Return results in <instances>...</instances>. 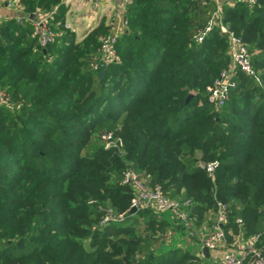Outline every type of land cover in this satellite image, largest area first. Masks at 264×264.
I'll list each match as a JSON object with an SVG mask.
<instances>
[{
    "label": "trees",
    "instance_id": "1",
    "mask_svg": "<svg viewBox=\"0 0 264 264\" xmlns=\"http://www.w3.org/2000/svg\"><path fill=\"white\" fill-rule=\"evenodd\" d=\"M21 2L28 11L57 4V33L41 46L28 19L0 23V86L13 101L0 103V264H218L195 246V227L184 234L166 211H130L128 166L190 200L199 227L225 202L230 247L255 233L264 244V0L223 5L263 70L260 81L239 71L218 108L206 84L228 63L226 37L214 26L195 40L210 0H133L120 61L102 76L91 65L105 26L77 39L63 1ZM104 129L121 148L92 137ZM212 160L213 178L199 165ZM108 209L117 218L103 221Z\"/></svg>",
    "mask_w": 264,
    "mask_h": 264
},
{
    "label": "built area",
    "instance_id": "2",
    "mask_svg": "<svg viewBox=\"0 0 264 264\" xmlns=\"http://www.w3.org/2000/svg\"><path fill=\"white\" fill-rule=\"evenodd\" d=\"M213 4L203 28L199 29L195 35L196 41H201L204 36L214 26L218 27L227 39L228 63L221 68L210 85L207 86L208 101L216 108L222 106L229 98L230 91L236 85V75L243 72L246 75L260 81L259 72L253 66L252 53L248 44L243 40L240 34L236 33L229 22L224 19L223 5L225 3H234L243 1L250 6L256 3V0H210ZM13 0H0V22L4 19L2 7L4 4L12 5ZM133 0H115L116 10L109 16L106 28L98 34V44L96 53L93 57L92 69L95 71L104 70L106 66L120 61L116 51V43L119 36L126 30L128 24V10ZM56 6L48 13H37L32 19L31 34L36 38L39 45L45 46L50 43L57 31L50 22L54 16ZM0 103L12 105L8 92L0 86ZM98 137L107 146L122 147V139L115 130L104 129L98 133ZM217 160L208 162L199 161V165L205 167L209 175L214 177V169ZM121 182L128 184L133 190L129 208L135 206L139 208H150L156 211H166L176 224H182L187 234H192L194 226L190 215L188 199H177L169 196L162 189L161 184H148L147 177L139 170L128 166L122 172ZM228 205L218 200L214 209L211 225L206 234L202 237V246H207L209 252L217 260L218 264H264V244L256 245L259 233L249 237L238 236L239 244L236 248L230 247L225 238L224 223L228 220ZM119 213L117 216H121ZM111 209L106 210L103 221L116 219ZM236 221L241 224L237 217ZM264 230V215H263ZM241 241V243H240Z\"/></svg>",
    "mask_w": 264,
    "mask_h": 264
},
{
    "label": "crops",
    "instance_id": "3",
    "mask_svg": "<svg viewBox=\"0 0 264 264\" xmlns=\"http://www.w3.org/2000/svg\"><path fill=\"white\" fill-rule=\"evenodd\" d=\"M66 6L64 13V27L67 28L70 32L75 34L77 39L82 38L87 32L93 27L99 25H105L115 10L116 3L115 0H61ZM57 4H54L49 10L41 9L39 6L36 7L34 11H28L26 5L21 0H13L12 5L4 4L2 7V12L5 18H13L17 22L25 23L28 19L31 24V19L37 13H48ZM3 21V20H2ZM1 21V22H2ZM0 22V23H1ZM31 33V31H30ZM32 35V34H31ZM212 220L213 214H209ZM212 215V216H211ZM210 224H208L209 226ZM210 227V226H209ZM202 246V244H200ZM213 253V252H209Z\"/></svg>",
    "mask_w": 264,
    "mask_h": 264
},
{
    "label": "rangeland",
    "instance_id": "4",
    "mask_svg": "<svg viewBox=\"0 0 264 264\" xmlns=\"http://www.w3.org/2000/svg\"><path fill=\"white\" fill-rule=\"evenodd\" d=\"M103 26H105V25H103ZM227 40V39H226ZM262 68H259L258 67V72H259V78H260V80H261V73H262ZM211 82H212V79H211V81H209L207 84H206V90H207V86L208 85H210L211 84ZM186 100V99H185ZM92 137L93 138H97L98 139V141H100V143L102 144V146H103V148H106V149H110V147L109 146H107L106 145V143H104V142H102L101 140H100V138L98 137V135H97V133H93L92 134ZM193 222V226L195 227V230H196V236L198 237V238H202L203 237V235L204 234H206V232L208 231V222L206 223L207 225H205V226H203V225H201L202 227H199L198 225H196V223L194 222V220H192ZM205 224V223H204ZM184 234H187V232H186V230H185V232H184ZM194 242H195V246H200V244H201V240L199 241V240H197V239H194Z\"/></svg>",
    "mask_w": 264,
    "mask_h": 264
},
{
    "label": "water",
    "instance_id": "5",
    "mask_svg": "<svg viewBox=\"0 0 264 264\" xmlns=\"http://www.w3.org/2000/svg\"><path fill=\"white\" fill-rule=\"evenodd\" d=\"M103 73H104V70H99L98 71V75L99 76H102L103 75ZM191 95H192V93H189L188 94V96L186 97V102L188 101V99L191 97ZM137 210V208L135 207V206H131L130 207V211H136ZM202 251H203V253L206 255V256H208L209 255V249L207 248V246H202Z\"/></svg>",
    "mask_w": 264,
    "mask_h": 264
}]
</instances>
